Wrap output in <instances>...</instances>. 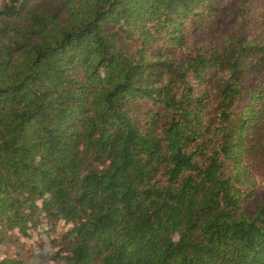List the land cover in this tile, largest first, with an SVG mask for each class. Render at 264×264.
Listing matches in <instances>:
<instances>
[{"label": "trees", "instance_id": "trees-1", "mask_svg": "<svg viewBox=\"0 0 264 264\" xmlns=\"http://www.w3.org/2000/svg\"><path fill=\"white\" fill-rule=\"evenodd\" d=\"M59 221L30 264H264V0H0V246Z\"/></svg>", "mask_w": 264, "mask_h": 264}, {"label": "rangeland", "instance_id": "rangeland-1", "mask_svg": "<svg viewBox=\"0 0 264 264\" xmlns=\"http://www.w3.org/2000/svg\"><path fill=\"white\" fill-rule=\"evenodd\" d=\"M44 228L45 230H48L47 234L41 233L39 236L35 235L36 231H34L32 232V237L30 239L23 237L20 233H17L16 230L9 232L7 234L8 240L6 244L0 246V260L5 256L14 254L19 257L20 260H24L30 264V262L34 260L33 256H35L37 253L44 252L46 248L48 249L51 239H59L61 236L60 234L68 228V225L59 221L54 229L46 225H44ZM38 230L40 231V229ZM56 251H58V248L53 249L51 258L54 256ZM37 260H39V258H37Z\"/></svg>", "mask_w": 264, "mask_h": 264}]
</instances>
